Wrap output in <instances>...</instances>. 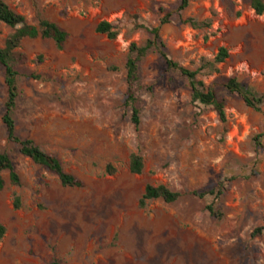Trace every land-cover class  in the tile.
<instances>
[{
	"label": "rangeland",
	"instance_id": "obj_1",
	"mask_svg": "<svg viewBox=\"0 0 264 264\" xmlns=\"http://www.w3.org/2000/svg\"><path fill=\"white\" fill-rule=\"evenodd\" d=\"M4 1L28 24L47 19L67 34L60 48L51 39L22 40L18 69L38 78H19L13 117L17 134L59 158L82 186H62L7 141L0 65V152L20 178L12 185L2 174L0 264H264V234L252 236L264 220V103L254 110L221 86L236 77L264 92V12L255 14L248 0H189L182 12L178 0ZM188 17L210 25L193 29L181 22ZM102 21L114 39L96 31ZM146 27H159L168 57L189 70L228 50L217 72L197 76L225 99V122L192 101L187 78L152 49L139 65L134 128L124 66L130 43L148 38ZM12 31L0 23L1 47ZM132 154L142 158L139 174L129 170ZM148 184L180 197L140 205ZM219 185L216 200L193 195Z\"/></svg>",
	"mask_w": 264,
	"mask_h": 264
},
{
	"label": "trees",
	"instance_id": "obj_2",
	"mask_svg": "<svg viewBox=\"0 0 264 264\" xmlns=\"http://www.w3.org/2000/svg\"><path fill=\"white\" fill-rule=\"evenodd\" d=\"M250 8L257 15L264 12L263 0H248ZM189 5V0H178L177 11H184ZM163 12V9H159ZM170 14L166 13L160 19V25L169 22ZM188 24L193 29L209 27L208 21H198L195 18L188 17L181 21ZM0 23L13 29L4 43L0 46V65L3 68V78L6 87V100L4 103V112L2 115V123L6 132V139L10 144L18 147V152L28 157L33 163L46 168L52 172L64 187H81L82 181L71 173L64 170L61 161L55 155L48 153L37 145L32 139L21 138L16 131V122L13 117V112L16 107L19 96L18 80L21 76L38 78L32 73H22L18 69V64L21 61V54L17 51L22 40L37 37L51 39L54 44L60 48L66 40V32L54 22L47 19H40L36 25L28 24L25 18L14 12L9 5L0 0ZM96 31L101 34H106L109 38L114 39L116 32L113 31L109 22L102 21L96 26ZM148 38L142 43H130L128 46V55L125 62V82L126 91L124 98V107L129 111V120L135 129L140 125V108L138 106V92L141 89L139 65L142 59L152 49H157L160 57L165 62L169 69L178 71L185 76L189 82L191 90V99L205 106H211L216 112L219 120L225 122V99L222 98L216 88L206 87L204 82L198 79L199 73H214L218 71V65L223 63L229 56L228 50L225 47H220L212 59H202L200 66L196 70H189L168 57L165 52L164 43L161 40L159 27H146ZM222 88L230 93L237 95L246 106L259 110L264 103V92L259 93L245 84L240 83L236 77H229L221 83ZM260 137H255V143L260 145ZM110 168V167H108ZM143 169L142 158L137 154H132L129 161V170L131 173L139 174ZM3 172L8 173V180L12 185H19L20 178L16 172L11 157L6 151L0 152V191L5 185ZM224 192L222 185L208 191L193 192V195L198 198L211 196L213 200L218 199ZM180 197L179 192L172 191L163 185L153 186L146 185L143 195L140 200V205H144L146 201L154 199H162L164 202L172 203ZM15 207L20 206V200L16 196L14 200ZM207 211L211 215H217L214 209V204L210 203L206 206ZM264 234L263 224L255 228L252 236ZM5 235V227L0 224V241ZM47 264H60L57 260H51Z\"/></svg>",
	"mask_w": 264,
	"mask_h": 264
}]
</instances>
